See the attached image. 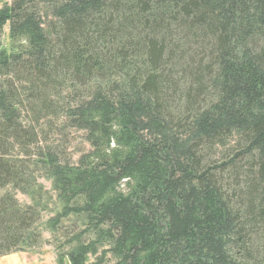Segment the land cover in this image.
Here are the masks:
<instances>
[{
  "label": "trees",
  "instance_id": "16d2710c",
  "mask_svg": "<svg viewBox=\"0 0 264 264\" xmlns=\"http://www.w3.org/2000/svg\"><path fill=\"white\" fill-rule=\"evenodd\" d=\"M5 26L0 256L39 244L46 178L51 228L95 236L63 264H264V0H12Z\"/></svg>",
  "mask_w": 264,
  "mask_h": 264
},
{
  "label": "rangeland",
  "instance_id": "374dc122",
  "mask_svg": "<svg viewBox=\"0 0 264 264\" xmlns=\"http://www.w3.org/2000/svg\"><path fill=\"white\" fill-rule=\"evenodd\" d=\"M11 1L0 0V7L5 3H11ZM8 48V26H5L0 40V50H8ZM50 143L56 144L60 149L65 150L74 163L77 162L79 155L90 149L89 144L83 139V132L75 130H64L58 135H53ZM38 183L43 187V192L36 201L41 208V218L36 225V230L40 233L41 240L36 246L25 247L0 256V264H63L61 254L75 244L70 241L72 238H74L73 242L79 241L84 244L95 240L94 234L87 231L88 229L82 219L75 216H69L58 227L51 228L49 219L60 211V207L52 189L51 181L46 178H38ZM8 189L11 191L10 188ZM12 192L21 206L32 203L29 195L17 190ZM107 248V245L101 243L97 247L96 253L87 255V263H93L102 258L101 264H114L115 259L107 251Z\"/></svg>",
  "mask_w": 264,
  "mask_h": 264
},
{
  "label": "water",
  "instance_id": "95a60500",
  "mask_svg": "<svg viewBox=\"0 0 264 264\" xmlns=\"http://www.w3.org/2000/svg\"><path fill=\"white\" fill-rule=\"evenodd\" d=\"M65 264H70L67 258H65Z\"/></svg>",
  "mask_w": 264,
  "mask_h": 264
}]
</instances>
